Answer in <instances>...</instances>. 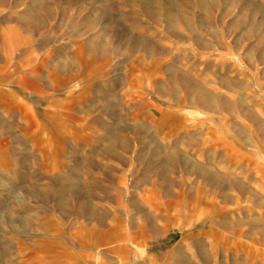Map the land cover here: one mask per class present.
Listing matches in <instances>:
<instances>
[{
  "label": "rangeland",
  "instance_id": "rangeland-1",
  "mask_svg": "<svg viewBox=\"0 0 264 264\" xmlns=\"http://www.w3.org/2000/svg\"><path fill=\"white\" fill-rule=\"evenodd\" d=\"M0 264H264V0H0Z\"/></svg>",
  "mask_w": 264,
  "mask_h": 264
}]
</instances>
